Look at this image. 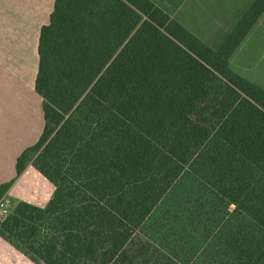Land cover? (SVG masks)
<instances>
[{
    "label": "trees",
    "instance_id": "1",
    "mask_svg": "<svg viewBox=\"0 0 264 264\" xmlns=\"http://www.w3.org/2000/svg\"><path fill=\"white\" fill-rule=\"evenodd\" d=\"M263 13L253 0L212 49L150 0H55L34 85L44 125L15 164L54 192L13 205L0 236L37 264H185L140 227L212 135L264 175V86L229 65ZM256 228H232L220 264H264Z\"/></svg>",
    "mask_w": 264,
    "mask_h": 264
},
{
    "label": "rangeland",
    "instance_id": "2",
    "mask_svg": "<svg viewBox=\"0 0 264 264\" xmlns=\"http://www.w3.org/2000/svg\"><path fill=\"white\" fill-rule=\"evenodd\" d=\"M231 62L233 70L264 86V15ZM38 175L23 194L11 188L0 217L19 201H41L47 190L53 194L52 182ZM245 223L263 234L264 175L212 135L144 220L140 233L185 264H220L230 256L225 239Z\"/></svg>",
    "mask_w": 264,
    "mask_h": 264
},
{
    "label": "crops",
    "instance_id": "3",
    "mask_svg": "<svg viewBox=\"0 0 264 264\" xmlns=\"http://www.w3.org/2000/svg\"><path fill=\"white\" fill-rule=\"evenodd\" d=\"M150 1L209 47L217 49L253 0ZM54 2L0 0V186L12 180L2 196L4 202L9 201L7 193L11 188L16 186L23 194L34 180L38 181L39 171L32 164L28 163L19 175L15 164L17 157L38 141L44 125L42 98L34 85L40 29L49 22ZM250 32L230 57L231 68L232 58ZM46 186L48 189L47 183ZM51 196L47 190L41 201L29 203L43 207ZM0 264L37 263L0 236Z\"/></svg>",
    "mask_w": 264,
    "mask_h": 264
},
{
    "label": "built area",
    "instance_id": "4",
    "mask_svg": "<svg viewBox=\"0 0 264 264\" xmlns=\"http://www.w3.org/2000/svg\"><path fill=\"white\" fill-rule=\"evenodd\" d=\"M0 209L2 210V211H6L5 210V202L3 201V200H0Z\"/></svg>",
    "mask_w": 264,
    "mask_h": 264
}]
</instances>
